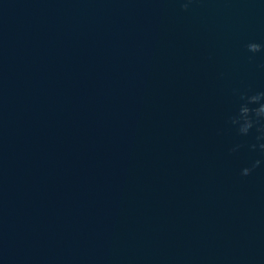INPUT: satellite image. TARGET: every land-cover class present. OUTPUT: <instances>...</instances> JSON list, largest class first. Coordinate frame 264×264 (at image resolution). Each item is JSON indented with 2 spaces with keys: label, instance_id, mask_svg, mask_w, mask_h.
Returning <instances> with one entry per match:
<instances>
[{
  "label": "water",
  "instance_id": "water-1",
  "mask_svg": "<svg viewBox=\"0 0 264 264\" xmlns=\"http://www.w3.org/2000/svg\"><path fill=\"white\" fill-rule=\"evenodd\" d=\"M251 41L264 0H0V264H264Z\"/></svg>",
  "mask_w": 264,
  "mask_h": 264
},
{
  "label": "clouds",
  "instance_id": "clouds-1",
  "mask_svg": "<svg viewBox=\"0 0 264 264\" xmlns=\"http://www.w3.org/2000/svg\"><path fill=\"white\" fill-rule=\"evenodd\" d=\"M191 2V0H189ZM182 7L186 10L188 8V3H183ZM248 51L252 53L260 52L264 45L251 41L246 45ZM240 99L244 103L240 104L239 111L237 114L233 115L230 120L233 125L237 126V131L241 135H247L254 126L258 135L256 136L257 141H264V91L257 92L251 95L247 93H240ZM253 105H255L253 107ZM239 147V146H237ZM256 144H252L251 148L255 149ZM260 149L264 150V142L259 144ZM235 151V149H232ZM260 160L253 161L250 166L244 167L241 170V175L247 176L260 165Z\"/></svg>",
  "mask_w": 264,
  "mask_h": 264
}]
</instances>
